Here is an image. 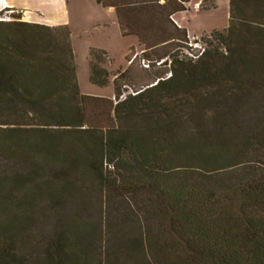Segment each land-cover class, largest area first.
Instances as JSON below:
<instances>
[{
    "label": "trees",
    "instance_id": "16d2710c",
    "mask_svg": "<svg viewBox=\"0 0 264 264\" xmlns=\"http://www.w3.org/2000/svg\"><path fill=\"white\" fill-rule=\"evenodd\" d=\"M98 1L150 66L190 49L173 16L191 0ZM229 5L219 46L116 105L82 93L67 25L0 19V150L27 165L0 171V264H264V0Z\"/></svg>",
    "mask_w": 264,
    "mask_h": 264
},
{
    "label": "rangeland",
    "instance_id": "374dc122",
    "mask_svg": "<svg viewBox=\"0 0 264 264\" xmlns=\"http://www.w3.org/2000/svg\"><path fill=\"white\" fill-rule=\"evenodd\" d=\"M213 1L214 0H205L204 3L207 5H211ZM191 7L193 8L191 12L187 13L188 15L184 14L183 17L191 19L192 24L195 27L194 29L198 30L201 29V27H203L204 25L213 24L220 27L219 31L226 32V28L229 25L228 7L222 6L220 11L208 13L206 15L194 13V2H191ZM12 14L19 13H16V11H12L10 9H6L0 12V18H6L5 20H8L12 18ZM205 16L206 18H204ZM74 17L76 18L75 21H77L76 23L78 24H76L73 28L72 38L80 89L82 93L86 95L109 98L112 100L114 105H116L117 101H119V97H117L115 94V87L118 86L121 90V93H123L125 97L128 94H135L137 90L142 89L148 83L153 82L156 79L157 75L169 76L172 68L176 67V65H174V62H172V59L177 52L179 53V55L184 54L182 56L180 55V58L186 59L189 56L186 52L187 49L180 47L182 45L181 43L169 44L165 47H161L148 52V54H150V58L154 60V63L150 66V68H146L143 65L144 55L142 47L140 46L136 37L123 38L120 35L119 29L115 30V28L113 27H107L105 30L95 28V22L89 19V16ZM82 17L84 18V20L86 19L83 22L81 21ZM211 38V31L205 32L202 35L195 37H191L188 35L189 43L192 41L197 42L198 40H203L202 42L206 46L205 52L211 50L214 47L213 45L219 46L218 42L210 41L212 40ZM95 45H99L97 46L98 48L103 49L107 52V55H104L103 53H101L102 51L98 50V53L104 58V61L102 63H99L109 72V82L105 85L94 83L90 78L92 48H94ZM161 54H169L172 57H170L167 61H156L159 59ZM136 55L138 57L136 58L132 67L130 65L129 59H134ZM1 119L15 120L17 118L11 115L9 111L3 110L1 113ZM0 127L5 128L8 126L3 125ZM22 167H27V165L25 163L23 164L17 162L15 158L6 156L0 150V171L12 168L13 170L11 169V171L14 172L18 168ZM109 169L110 167H108V170ZM38 209L39 212L36 214V220L41 223L39 234L46 236L51 230L53 212L43 206L39 207ZM99 215L100 213L96 211L94 213H91V217L95 216L96 218H98Z\"/></svg>",
    "mask_w": 264,
    "mask_h": 264
},
{
    "label": "crops",
    "instance_id": "0c3cea01",
    "mask_svg": "<svg viewBox=\"0 0 264 264\" xmlns=\"http://www.w3.org/2000/svg\"><path fill=\"white\" fill-rule=\"evenodd\" d=\"M214 1V6L204 8L202 5L205 0H191L188 4V10L175 14L173 20L179 27L185 28L191 37L199 36L215 29L220 30V27L213 24L204 25L201 29L196 30L194 29L195 27L191 19L183 17L184 14L190 13L193 9L191 7V2H194V13L202 15L218 12L222 6L228 8L230 6V0ZM6 9L16 11V13L22 16L24 21L46 24L49 26L67 25L71 31V38L73 36V28L78 24L74 16H89V19L95 22V28L105 30L107 27H113L115 30L119 29L120 35L123 38L134 37L123 35L115 8L105 7L98 0H0V12ZM204 18H206V16ZM85 20L82 17L81 21L83 22ZM97 46L99 45H95L92 49L103 50Z\"/></svg>",
    "mask_w": 264,
    "mask_h": 264
},
{
    "label": "built area",
    "instance_id": "2783aa9c",
    "mask_svg": "<svg viewBox=\"0 0 264 264\" xmlns=\"http://www.w3.org/2000/svg\"><path fill=\"white\" fill-rule=\"evenodd\" d=\"M3 19H6V18H3ZM189 46H190V49L186 50L187 54L189 55L187 58H189V59L197 60L206 51V46L201 40H198L197 42L196 41L195 42L192 41V42L189 43ZM143 65L146 68H148L150 66V62H147L146 60H143ZM124 97H125V95H122L121 99H124ZM119 101H120V99H119ZM119 101H117V103Z\"/></svg>",
    "mask_w": 264,
    "mask_h": 264
}]
</instances>
